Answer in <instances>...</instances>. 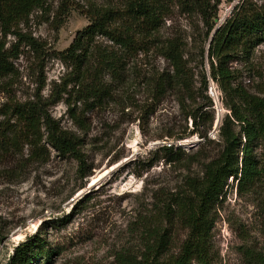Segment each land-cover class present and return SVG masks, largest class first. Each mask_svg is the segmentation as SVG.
I'll use <instances>...</instances> for the list:
<instances>
[{"label": "rangeland", "instance_id": "374dc122", "mask_svg": "<svg viewBox=\"0 0 264 264\" xmlns=\"http://www.w3.org/2000/svg\"><path fill=\"white\" fill-rule=\"evenodd\" d=\"M124 1L49 0L45 8L35 10L21 28L37 38L41 47L36 51L21 46L20 58L14 60L16 73L0 84V110L14 101L34 99L44 80L43 100L56 84L63 85L74 68L60 58V52L90 24L89 10L95 6L121 8ZM239 1L222 0L216 28ZM157 37L159 44L182 41L194 74L203 70V62L210 69L208 55H202L209 42H205L204 25L198 16L174 8ZM97 41L101 48L125 54L105 37ZM7 42L10 48L15 37L9 36ZM251 62L250 67H242L243 80L256 92L264 88V42L253 52ZM170 71V61L155 42L127 56L122 76L110 73L102 79L112 91L106 102L92 105L81 101L77 98L82 88L70 84L72 95L65 93L64 100L50 106L58 123L83 138L82 152L88 166L84 170L76 159L50 146L49 152L42 149L41 155H31L29 147L0 154V264H6L15 247L39 230L46 232L57 250L49 264H121L127 254L141 252L145 231L161 218L158 213L171 216L164 204L184 190L188 178L199 177L204 164L218 154L217 128L228 112L218 85L211 79L208 93L217 115L208 133L212 141L200 133L180 139L194 126L182 113L177 98L170 93L158 102L152 100L151 80ZM65 99L73 102L76 117ZM3 118L0 114V121ZM164 140H181L184 153L170 161V155L158 149ZM178 146L174 145L175 149ZM230 183L214 228L212 264H264V189L240 196L232 179ZM171 227L177 250L186 229L175 218Z\"/></svg>", "mask_w": 264, "mask_h": 264}, {"label": "trees", "instance_id": "16d2710c", "mask_svg": "<svg viewBox=\"0 0 264 264\" xmlns=\"http://www.w3.org/2000/svg\"><path fill=\"white\" fill-rule=\"evenodd\" d=\"M48 1L0 0V84L16 73L14 60L20 58L22 45L36 51L41 47L37 38L24 32L21 26L35 10L45 8ZM221 3L222 0H125L121 8L92 7L88 13L90 24L78 31L71 45L60 52V58L71 63L74 74L65 78L63 85L56 84L45 100L41 93L46 80L34 99L14 101L0 110L4 117L0 121V154L21 152L29 147L31 155H41L42 149L49 152L47 146H50L63 156L76 159L80 170H84L88 166L82 152L83 138L64 128L49 111L51 105L64 100L65 93H70V84L82 88L77 99L92 105L106 102L112 91L102 79L110 73L122 76L127 56L156 42L170 61L172 71L151 80L152 100L158 102L172 93L186 119H191L194 126L179 138L200 133L211 142L208 133L217 115L214 99L208 92L211 79L216 82L228 110L217 128L218 154L204 164L199 177L187 179V186L168 201L170 204H164L171 216L159 212L157 217L161 218L145 231L141 252L127 254L121 264H212L214 228L220 217L219 210L228 197L230 179L240 196L257 188L264 189V88L252 92L243 80L242 70L251 66L253 52L264 42V1L240 0L231 15L216 28ZM174 8L189 16H198L202 21L205 42H209L207 49L203 46L202 55L209 57V70L203 62V70L194 74L187 57L189 53L179 39L159 44L157 34ZM11 35L16 42L9 48L7 39ZM98 37L114 42L125 54L101 48ZM65 101L76 117L73 102ZM158 149L170 155V161L184 153L181 145L176 149L165 145ZM172 218L186 229L177 250L174 249ZM45 233L39 230L20 242L6 264L39 261L49 264L57 250Z\"/></svg>", "mask_w": 264, "mask_h": 264}, {"label": "built area", "instance_id": "2783aa9c", "mask_svg": "<svg viewBox=\"0 0 264 264\" xmlns=\"http://www.w3.org/2000/svg\"><path fill=\"white\" fill-rule=\"evenodd\" d=\"M213 86H211L210 87V90H211V92H212V94L214 95V92H213ZM215 90H216V88H215ZM181 140H177V141H171V140H164L163 141V143H162V145H165V146H176V145H180L181 143Z\"/></svg>", "mask_w": 264, "mask_h": 264}, {"label": "water", "instance_id": "95a60500", "mask_svg": "<svg viewBox=\"0 0 264 264\" xmlns=\"http://www.w3.org/2000/svg\"><path fill=\"white\" fill-rule=\"evenodd\" d=\"M215 31H216V30H215ZM215 31H214V33H215ZM214 33H213V34H214ZM219 121H220V120H219ZM218 126H219V125H218Z\"/></svg>", "mask_w": 264, "mask_h": 264}, {"label": "bare ground", "instance_id": "6f19581e", "mask_svg": "<svg viewBox=\"0 0 264 264\" xmlns=\"http://www.w3.org/2000/svg\"><path fill=\"white\" fill-rule=\"evenodd\" d=\"M189 141V140H188ZM19 233V232H18Z\"/></svg>", "mask_w": 264, "mask_h": 264}]
</instances>
